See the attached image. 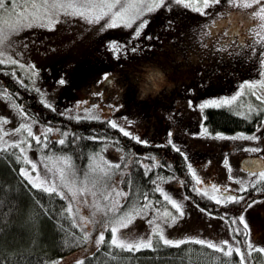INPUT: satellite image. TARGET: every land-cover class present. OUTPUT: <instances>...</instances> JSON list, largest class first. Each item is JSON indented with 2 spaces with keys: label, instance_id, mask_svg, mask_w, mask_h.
Returning <instances> with one entry per match:
<instances>
[{
  "label": "rangeland",
  "instance_id": "rangeland-1",
  "mask_svg": "<svg viewBox=\"0 0 264 264\" xmlns=\"http://www.w3.org/2000/svg\"><path fill=\"white\" fill-rule=\"evenodd\" d=\"M29 2L30 0H17L19 7ZM6 4L10 7L11 0H6ZM166 5L171 7L162 5L151 13H145L143 18H148L149 23L141 35L134 38L137 40L144 34L149 36L156 33L158 29L172 28L168 35L179 47L175 52L178 56L177 65L183 70H189L186 81L180 83L177 89L175 86L170 89L165 87V91L157 92L155 95H151L148 91L142 92V70L129 59L128 54L121 52L119 55H113L112 49L108 47L109 40L124 44L129 36H132L139 19L131 27L124 25L105 27L109 17L89 21L83 16L73 15L71 10L61 12L58 19L54 18V27H46L43 23L32 24L30 27H23L8 35L3 45H0V62L7 60L8 63L25 68L31 83L40 90L43 100L66 117L76 118L79 115L114 119L121 127L128 128L140 135L142 139L153 141L149 144L168 143L171 139L187 154L188 163L193 164L196 174L201 178V181L197 183L198 187L209 190L207 196H210L211 192L222 195L225 190L239 195L240 192L237 190L241 187L240 180H230L229 176L247 180L251 171L240 167L241 157L255 155L264 157V125L256 132L238 131L248 134L245 136H237V132H224L226 134L224 137H217L215 135L217 131L211 130L205 123V111L212 105L201 108L200 104L211 97L231 96L240 92L231 105L221 103V106L234 108V103L237 102L242 111L251 113L247 100L251 99L249 92L253 93V91L247 85L241 89L240 85L243 80L261 78L260 73L264 72V65L260 64L259 59L261 49L257 46V52L253 53L250 47L240 48L238 40L224 37L223 42L233 47L228 48L227 51H221L216 40L223 36L222 29L215 39L210 35H204L202 38L201 34L215 31V26L205 27V25L210 19H216V14L221 11L226 13L225 27H227L228 12L232 13L233 20L243 19L245 26H248L249 17L237 15V13L254 11L258 5L242 10L236 6H227L222 0L220 4L206 9L204 14L176 3L175 0H166ZM2 15L4 10H0V16ZM169 21L174 22L175 25L171 26ZM256 23L259 21L257 20ZM178 31H180L179 36H177ZM246 43L250 45L251 39L248 38ZM130 47L131 45L127 47L128 53ZM242 52L243 55H241ZM105 71L111 74L107 80L102 78ZM199 74L201 75L198 78ZM61 77L66 81L63 84L59 82ZM210 79H214L216 85L225 90H218ZM248 89H250L249 92ZM246 96H248L247 100ZM113 105H120V107L113 109ZM128 121L132 123L129 124ZM22 124L31 125L33 132L40 135V141L37 142L35 136H29L26 128H21L20 132L11 131ZM202 125L206 131L202 130ZM46 128L58 127L50 123H40L29 114L22 115L14 99L6 91H0V143L7 144L9 147L12 145L10 141L21 140V145H16L17 155L23 156V153L19 151L22 146L30 159L36 162V169H32L31 164L20 159L21 166L29 169L34 177L38 171L41 180L51 181L55 178L57 186H60L58 168H74L76 175L69 179L74 181L75 186L82 187L85 176H92L90 160L93 161V166L106 163V160L114 162L118 160L119 149L113 144H106L99 154H94L87 161L76 162L68 154L53 151L52 139L57 137L60 139L62 135L60 131L46 132ZM169 129H171L170 138ZM208 132L212 135H208ZM253 133L259 137L257 140L251 139ZM45 136L48 138L47 141L44 139ZM24 138L31 140V148L28 147ZM45 144L47 146H44ZM250 148H259L260 151L253 152L249 150ZM61 156H70L71 164L64 165L63 160L60 159ZM225 156L228 157L229 165L223 163ZM101 157L104 159L101 160ZM83 165H85L84 169ZM120 176L119 180L113 178L110 182L115 188L124 191L125 186ZM213 184L219 185V188L212 189ZM228 185H231V188ZM48 186L51 185L48 184L45 188ZM107 187L110 189L109 185ZM161 188L182 204L184 215L180 216L179 211L170 200L164 198V193L161 192L157 198L151 200L152 203L147 209L148 215L143 219L135 216L118 230V235L126 234L132 240L146 239L152 227V224L146 221L156 216L157 222H160L166 216L164 210L168 209L169 212L178 216L175 223L162 225L165 234L170 238L182 239L186 235H195L217 243L228 239L234 248L239 246L244 251L240 243L241 239L239 240L232 233L233 228L239 227L241 231L238 233L245 239L241 240L242 242L251 239L253 245L259 244L264 247V199H262L264 196L256 197L257 202L254 205L246 210L243 209L248 223L247 235H245L243 222L237 220L235 224H232V221L230 222L222 215L213 212V215H208L206 211H202L201 209L205 208L195 203L185 193L180 180L172 178ZM63 190L68 202L71 201L72 211L81 224H89L93 218L100 219L101 210L96 204L92 205L87 201L77 209V200L83 199L84 194H78L77 199L73 200L71 193L66 188ZM87 198L90 201L94 199L91 191L87 193ZM121 199L123 200L124 197ZM144 204L136 207L140 208ZM106 206L109 204L104 206V210ZM157 208L159 212L155 211ZM85 230L89 233L90 228L87 226ZM107 232L105 230V238ZM233 236H235L234 240ZM223 247L226 249L227 245ZM77 257L74 253L68 254L65 256L66 260H60L58 264H67L83 258ZM74 258L77 259L73 260Z\"/></svg>",
  "mask_w": 264,
  "mask_h": 264
},
{
  "label": "trees",
  "instance_id": "trees-1",
  "mask_svg": "<svg viewBox=\"0 0 264 264\" xmlns=\"http://www.w3.org/2000/svg\"><path fill=\"white\" fill-rule=\"evenodd\" d=\"M170 29L172 28L158 29L156 33H152L151 38L147 34L137 40L129 36L123 44L126 49L131 45L129 59L142 70V92L148 91L155 95L157 92L165 91V87L170 89L175 86L177 89L180 83L186 81L189 70H183L177 65L178 56L175 52L179 47L168 35ZM179 35L180 31L177 36ZM132 48H136L137 51L133 52ZM210 82L215 84L214 79H210ZM196 83L198 84L197 81ZM0 91H6L20 109L35 117L40 123H50L59 128L65 142L60 144L59 137L53 138L55 152L68 154L78 162L87 161L94 154H99L106 144L117 147L119 153L115 163L118 167L113 170L114 174L107 181V185L114 189L115 186L110 181H113V178L119 180L122 173L121 181L128 195L120 205L121 211L132 206L139 207L145 203L143 198L145 195L149 200L157 198L161 193L158 189L172 178L181 181L185 193L195 203L218 215L224 216L226 213L230 222L231 216H238L244 209L242 202H236L233 206L219 205L217 201L211 200L210 196L195 191L198 184L187 168L188 160L182 155L184 151L181 148L180 151H176L169 143H163V146L141 144L121 132L120 128L113 127L108 122L109 119L81 117L77 120L48 107L40 90L31 83L26 69L21 66L0 62ZM249 96L251 99L247 100L246 96V100L253 106L251 113L240 116L239 112L242 109L238 107L237 102L234 103V108L223 105L211 106L205 111V123L213 131L256 132L264 125V100L259 99L255 92H249ZM17 154L16 145L0 148V264H52V262L58 264L60 260L65 261V256L71 253L78 256L77 258L82 256V264L239 262V254L235 250L228 256L196 241H185L180 245H163L161 241L157 246L155 239L152 249L120 248L110 243V228L104 229L108 231L104 242L96 245L95 239L101 230V218L104 217V206L110 203L109 199L104 198L105 194L97 193V198L92 201L87 198L88 202L96 204L101 210L100 219L93 218L89 224H81L73 211H69L68 198L60 197L55 191L49 193L44 188H35L28 178L20 173L21 161L17 159ZM84 167L85 165L83 169ZM88 177L91 178L89 175ZM257 186L264 187L259 184L250 186L245 190L246 200L264 196V192L255 191ZM73 219L76 220L75 224L72 223ZM87 226L90 228L89 238L84 239ZM232 233L239 240H245L240 237V233ZM241 240L245 264H264V253L259 249L249 253L247 243Z\"/></svg>",
  "mask_w": 264,
  "mask_h": 264
},
{
  "label": "snow or ice",
  "instance_id": "snow-or-ice-1",
  "mask_svg": "<svg viewBox=\"0 0 264 264\" xmlns=\"http://www.w3.org/2000/svg\"><path fill=\"white\" fill-rule=\"evenodd\" d=\"M176 3L186 5L188 8L194 9L202 14L206 12L210 6L220 4L222 0H175ZM227 6H236L242 10L250 9L252 5H258L256 10L254 11H246L242 13H237V15H247L249 17V24L245 26V21L240 19L239 21H235L232 19V13L228 12V20L227 27H225L224 17L226 13L221 11L216 14V19H210L208 24L215 26V31H209L207 33L201 34L202 38L204 35L213 36L216 38V35L223 30V36L216 40L217 46L221 51H227L228 48L233 47L231 44H226L223 42L224 37H228L232 40H238L240 48H251L253 53L257 52V46L261 49L259 51V59L260 64L264 65V0H223ZM162 5L166 7H171V5H166V0H30L29 3H25L23 7H19L17 0H11V6L9 7L6 4V0H0V10H4V15L0 16V45H3L7 36L12 32L19 31L23 27H30L32 24H40L43 23L46 27H54L55 19L59 18L61 12H68L71 10L73 15L83 16L86 20L89 21H98L102 17H109L108 23L105 27L108 26H117L124 25L126 27H131L134 22L139 19V23L137 24L135 31L132 33L133 37H138L141 35L142 31L145 29L147 24L149 23L148 18H143L145 13H151L152 11L160 8ZM55 18V19H54ZM143 18V19H140ZM259 23H256V21ZM170 25L174 26V22L169 21ZM149 38H151V34H149ZM250 38L251 44H247L246 40ZM108 47L112 49L113 55H119L121 52L127 55L128 51L124 47L123 44H120L116 40H109L107 42ZM150 46V45H149ZM132 51H137L136 48H132ZM243 55V52L241 53ZM9 61H4V63H8ZM16 63H20L16 61ZM23 66V65H22ZM34 75V73H33ZM110 73L105 71L102 74V78L107 80L110 77ZM261 78L257 80L246 79L243 80L240 87L243 89L245 85L249 86L253 92L258 95V98L264 100V72L260 73ZM22 82V81H21ZM61 84L65 83L63 77L60 78L59 81ZM259 86V87H258ZM192 91V89H190ZM240 95V92H236L235 94L222 95L218 97H211L205 99L201 102L200 107L203 108L206 105H212L215 107H220L221 103L224 105H231L232 102L236 99L237 96ZM48 107H52L51 104H47V101H44ZM79 103V102H78ZM191 104V101H190ZM95 107V106H94ZM113 109L120 107V105H113ZM249 112L253 110V106L250 104L248 106ZM84 111H88V109H84ZM21 114L27 115L21 108ZM240 116H245L246 113L244 111L239 112ZM88 119H101V117H92L88 116ZM250 118V117H249ZM6 119V117L4 118ZM77 120L81 119V116H76ZM113 127L120 128L121 132L125 133L127 136L132 137L134 140L138 141L141 144H149L153 141L149 139H142L140 135L135 134L130 131L128 128L121 127L120 124L116 123V121L110 120L108 121ZM129 124L132 121H128ZM203 131V125L201 126ZM21 128H26L29 136H35L37 142L40 141L41 137L37 133L33 132L31 125L22 124L19 128L11 129L14 132H20ZM46 132H59L58 128H46ZM67 135V133H65ZM208 135H212L211 132H208ZM217 137H224L226 134L224 132L217 131L215 133ZM237 136H245L248 135L244 132H237ZM168 136L171 137V129L168 130ZM257 137L254 133L251 134V139L257 140ZM26 140V138H24ZM45 141H47V136H45ZM29 148L32 147L31 140H26ZM60 144H63L65 141L63 137L58 141ZM12 145H21V140H13L9 142ZM75 143V141H73ZM168 143L171 144L172 148L176 151H180V146L173 142L171 139L168 140ZM160 146H163V142H158ZM44 146H47L46 144ZM8 147L7 144L0 143V148ZM250 151L259 152V148H250ZM19 151L23 153V156H17V159H23L27 163L31 164L32 169H36V162L28 156L24 147H20ZM185 159H187V154L182 153ZM61 160H63L64 165L71 164L70 156H61ZM104 158L101 157V160ZM223 163L225 165H229L228 157L225 156ZM253 167H258V172L255 174L253 172L249 173V178L247 180L241 179L235 176H229L230 180H240L241 187L237 190L241 194L236 195L231 192H225L222 195H217L215 192H211L210 198L211 200L217 201L219 205H225L230 201H234L237 203H243V208L246 210L254 205L257 201L255 199L248 198L245 199V190L253 185H264V161L261 160H253ZM89 165L91 167L92 176L89 179L88 175L85 176L84 186L77 187L74 185V181L70 180L69 177H75V169L74 168H66L59 167V180L60 186H57L55 178L51 181L44 179L41 180L39 176V172L37 171L36 176L34 177L31 174V171L23 166L20 167L19 171L24 176L28 178L29 181L32 182L35 188H45L46 185L50 184L45 188L49 193L56 192L60 197H65L64 188L67 189L68 192L71 193L72 199L76 200L78 194H84V198L77 200L76 207L79 209L81 204L87 203V193L91 191L93 198L96 197L97 193L105 194L104 198L109 199V206H106L104 217L101 218V230L98 233V236L95 239V244L100 245L104 242L105 238V230L110 228L111 230V240L110 243L115 246H119L120 248L127 249H141L148 248L152 249L154 247V236L156 237V245L159 246V242L162 241L163 245H180L185 241H196L200 245H208L212 249H217L220 252L226 253L228 256H231L233 250L239 254V262L238 264H245V254L241 250L239 246H235L229 242L228 239H223L219 243L202 239L199 236L195 235H186L183 238H170L165 234L163 224L175 223L178 219L176 214L169 212L168 209H165V218H162L160 222H157V217L153 216L151 220L146 221L147 223L152 224L151 232L148 237L140 238L138 240L129 239L126 234L118 235V230L125 226L127 222L131 221L135 216H140L142 219L144 216L148 215L147 209L151 205L152 201L148 199L147 195L143 198L145 200V204L140 208L135 206L127 208V210L121 211L120 205L124 203L121 197H126L128 193L124 192L120 188L109 189L107 187V181L113 175V170L118 167V165L112 160H106V163H99L93 166V161H89ZM187 168L191 172V175L195 178L197 183L201 181V178L196 174V170L193 167V164L189 162L187 164ZM147 175V172L145 173ZM231 188V185H228ZM212 189H218L219 185L213 184L211 186ZM159 191L164 193V198L166 200H170L171 204L174 205L175 209L179 211V215H184V208L182 204L173 199L168 192H165L163 188H159ZM198 193H204L206 195L209 194V190L197 187L194 189ZM257 193L264 192V187L257 186L255 188ZM264 199V197H262ZM72 203L69 202V211L72 210ZM202 211H206L208 215H213L212 212H208L207 209H201ZM156 212H159V209H155ZM108 217V218H105ZM83 219H87V217H82ZM224 218H227V214H224ZM233 224L236 223L237 220L243 222V227L245 229V235H247L248 223L245 219V211H241L239 215H233L230 217ZM72 223L75 224L76 220L73 219ZM233 232H240L241 229L239 227L233 228ZM89 238V233L87 231L84 232V239ZM235 236H233V240ZM248 252L251 253L254 248L259 249L260 252L264 253V247H261L259 244L253 245L251 239L246 241ZM227 245L225 249L223 246ZM55 264V262H52ZM76 264H82V259L77 261ZM230 264V262H229Z\"/></svg>",
  "mask_w": 264,
  "mask_h": 264
},
{
  "label": "water",
  "instance_id": "water-1",
  "mask_svg": "<svg viewBox=\"0 0 264 264\" xmlns=\"http://www.w3.org/2000/svg\"><path fill=\"white\" fill-rule=\"evenodd\" d=\"M253 160H261L264 161V157L262 156H244L240 159V166L241 168L251 171V172H258V167L252 166Z\"/></svg>",
  "mask_w": 264,
  "mask_h": 264
},
{
  "label": "flooded vegetation",
  "instance_id": "flooded-vegetation-1",
  "mask_svg": "<svg viewBox=\"0 0 264 264\" xmlns=\"http://www.w3.org/2000/svg\"><path fill=\"white\" fill-rule=\"evenodd\" d=\"M213 86H215L218 90H225V89H221L220 87H218V85H216V83L213 84ZM230 88H234V87H230ZM227 90H228V89H227ZM235 203H236V202H234V201H230V202H228L227 204H230L231 206H233Z\"/></svg>",
  "mask_w": 264,
  "mask_h": 264
}]
</instances>
